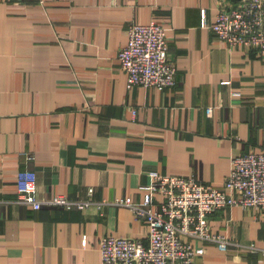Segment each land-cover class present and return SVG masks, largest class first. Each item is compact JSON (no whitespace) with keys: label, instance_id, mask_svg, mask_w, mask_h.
<instances>
[{"label":"crops","instance_id":"1","mask_svg":"<svg viewBox=\"0 0 264 264\" xmlns=\"http://www.w3.org/2000/svg\"><path fill=\"white\" fill-rule=\"evenodd\" d=\"M221 4L0 0V264H101L106 235L147 242L127 206L18 202L27 172L41 197L141 201L156 172L223 188L233 156L264 151V60L209 27ZM152 20L169 28L177 83L129 87L119 50L132 23ZM210 222L264 247V210L230 206ZM195 264H264V251L208 243Z\"/></svg>","mask_w":264,"mask_h":264},{"label":"built area","instance_id":"2","mask_svg":"<svg viewBox=\"0 0 264 264\" xmlns=\"http://www.w3.org/2000/svg\"><path fill=\"white\" fill-rule=\"evenodd\" d=\"M221 1L209 27L231 46L256 49L264 60V0ZM168 29L157 20L129 26L127 44L118 54L129 87L143 85L162 90L177 83L178 67L170 57ZM213 110L214 106H209L208 114ZM153 175L149 183L141 186V201L132 196L97 201L92 197V189L88 199H72L63 194L41 197L35 175L27 172L19 185L17 201L35 209L44 205L68 209L92 205L102 208L108 204L129 207L137 218L148 223L147 242L130 236L106 235L100 241L101 264H195L196 258L205 254L208 243L221 250L235 246L264 251L255 243H242L215 232L210 222L214 212L230 206L264 210V151L251 150L233 156L223 188L194 176L159 172Z\"/></svg>","mask_w":264,"mask_h":264}]
</instances>
